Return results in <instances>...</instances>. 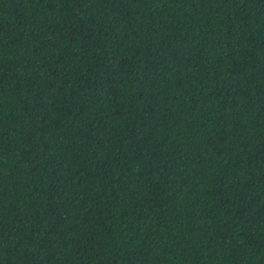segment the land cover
<instances>
[{"label":"trees","instance_id":"1","mask_svg":"<svg viewBox=\"0 0 264 264\" xmlns=\"http://www.w3.org/2000/svg\"><path fill=\"white\" fill-rule=\"evenodd\" d=\"M0 264H264V0H0Z\"/></svg>","mask_w":264,"mask_h":264}]
</instances>
